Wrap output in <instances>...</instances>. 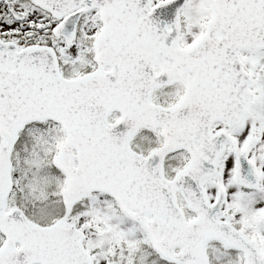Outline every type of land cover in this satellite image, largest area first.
<instances>
[{
  "label": "snow or ice",
  "instance_id": "obj_1",
  "mask_svg": "<svg viewBox=\"0 0 264 264\" xmlns=\"http://www.w3.org/2000/svg\"><path fill=\"white\" fill-rule=\"evenodd\" d=\"M0 264H264V0H0Z\"/></svg>",
  "mask_w": 264,
  "mask_h": 264
}]
</instances>
